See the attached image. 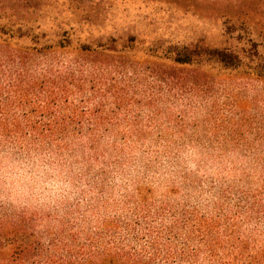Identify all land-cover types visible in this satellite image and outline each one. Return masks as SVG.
<instances>
[{
	"label": "trees",
	"instance_id": "obj_1",
	"mask_svg": "<svg viewBox=\"0 0 264 264\" xmlns=\"http://www.w3.org/2000/svg\"><path fill=\"white\" fill-rule=\"evenodd\" d=\"M57 1L62 7V1L66 2ZM20 18L24 19L21 14ZM44 18L60 26L65 23L62 16ZM24 20L20 19L16 32L0 25V141L14 140L16 149L23 152L76 153L85 175L95 176L100 190L107 182L109 163L116 167L112 159L124 154V144L161 143L150 135L155 122H142L141 112L161 117L166 103L178 97L215 105L217 98L200 95V89L221 82L228 86L233 76L264 84V62H257L258 56L241 57L208 45H164L160 40L146 44L137 38L84 44L73 38L79 24L70 20L65 23L70 28L61 30L62 38L55 45L40 44L38 36L29 46L18 45L16 35L23 38L34 32L28 26L32 21ZM239 103L236 100L242 109ZM90 104L99 117L106 110L125 118L84 119ZM262 127L264 122L255 130L247 128L257 134L244 145L250 153L245 159L254 170L248 174L253 176L242 174L234 187L222 181L217 196L207 204L182 200L180 206L171 205L172 222L156 232L157 240L148 238L153 235L150 232L135 231L141 224L139 214L133 230L128 226L122 235L120 223L112 220L98 221L92 231L77 206L64 208L61 216L52 218L28 210L14 214L5 205L0 206V264H264ZM105 139L109 145H104ZM163 153L171 159L172 147ZM100 163L101 169L95 172L93 167ZM143 195L139 198L144 199Z\"/></svg>",
	"mask_w": 264,
	"mask_h": 264
},
{
	"label": "rangeland",
	"instance_id": "obj_2",
	"mask_svg": "<svg viewBox=\"0 0 264 264\" xmlns=\"http://www.w3.org/2000/svg\"><path fill=\"white\" fill-rule=\"evenodd\" d=\"M62 3H65L63 7L57 0H0V25L12 27L16 32L20 19L32 21L28 25L33 26L32 34L14 38L22 46L31 45L37 36L40 44H57L62 38L61 30L70 28L65 24L70 20L79 24L73 38L84 44L111 39L137 38L146 44L160 40L166 42L164 45L229 49L241 57L258 56L256 61L264 62V0H66ZM49 14L62 16L65 23L60 26L58 21L52 23L44 18ZM22 26L23 31L29 29ZM37 27L40 30H35ZM230 82L228 86H222L221 82L213 88L200 89V95L217 98L215 105L204 99L189 101L178 97L166 103L161 117L152 118L150 112H141L142 122L150 119L155 122L150 135L161 143L124 144V154L113 158L118 160L112 159L118 161L114 162L116 167L109 163L108 179L101 190L95 176L85 175L81 156L76 153L45 149L23 152L16 149V141L2 139L0 206L10 205L14 214L28 210L52 218L61 216L64 208L75 210L77 206L81 218L91 223L92 231L98 221L112 220L120 223L122 235L128 226L133 230L139 214L141 224L134 227L135 231L150 232L153 235L148 238L157 240L156 232L172 222L171 205H181L182 200L194 205L196 201L199 205L207 204L215 198L222 181L232 182L234 187L242 174L253 176L248 174L254 170L245 159L244 155L250 153L244 145L245 140L251 143L257 136L255 131L247 130L248 125L255 130L264 122V84L238 76L231 77ZM255 97L257 101L252 102ZM236 100L243 104L242 109L237 107ZM84 111V119L112 122L125 118L109 115L106 110L99 117L91 104ZM131 117L129 114L128 119ZM159 132L162 139L157 136ZM105 140L104 145H109ZM208 143L214 147L209 148ZM169 146L171 159L163 153ZM101 166V163L95 165V172ZM141 192L144 199L139 198ZM161 208L164 211L158 213ZM143 210L145 214L141 213Z\"/></svg>",
	"mask_w": 264,
	"mask_h": 264
}]
</instances>
